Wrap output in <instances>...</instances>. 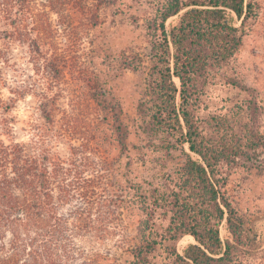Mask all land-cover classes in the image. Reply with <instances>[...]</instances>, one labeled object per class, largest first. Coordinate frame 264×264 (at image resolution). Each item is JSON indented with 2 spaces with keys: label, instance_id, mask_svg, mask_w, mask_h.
I'll return each mask as SVG.
<instances>
[{
  "label": "trees",
  "instance_id": "obj_1",
  "mask_svg": "<svg viewBox=\"0 0 264 264\" xmlns=\"http://www.w3.org/2000/svg\"><path fill=\"white\" fill-rule=\"evenodd\" d=\"M34 1L0 0V23L11 20V26L27 30L23 41L41 53V37L55 31L49 14L39 21L32 9ZM48 1L55 11L54 2ZM256 6L254 0H163L146 19L153 38L151 67L138 115L144 131L171 139L167 150H180L184 156L182 167L158 185L146 188L135 183L113 189L103 181L105 175L87 178L74 170L77 149L68 168L43 135L37 134L30 146L16 142L7 121V144L0 137V264H119L87 250L84 242L105 240L119 229L111 223L123 222L135 209L143 216L136 225L137 242L128 250L132 258L128 264H151L150 256L164 242L173 244L167 248L169 264H244L262 248L259 236L234 204L227 174L244 164L264 170L263 108L256 90L231 79L249 98L228 115L199 114L211 70L240 51L245 28L257 16ZM176 16L178 23L168 28V20ZM97 20L92 19V26ZM236 21L241 22L239 27ZM142 65L141 58L125 63L135 71ZM48 104L42 102L40 108L53 124ZM103 110L107 111L105 105ZM115 124L122 151L130 129L119 117ZM85 139L86 144L94 140ZM97 145L94 153H100ZM160 219L168 223L162 232L156 228ZM223 224L230 235L225 240L220 233ZM188 235L195 243L180 254L176 244Z\"/></svg>",
  "mask_w": 264,
  "mask_h": 264
},
{
  "label": "rangeland",
  "instance_id": "obj_2",
  "mask_svg": "<svg viewBox=\"0 0 264 264\" xmlns=\"http://www.w3.org/2000/svg\"><path fill=\"white\" fill-rule=\"evenodd\" d=\"M114 1L106 5L87 0H52L55 11L48 7V0L34 1L32 9L39 21L49 14L55 31L41 37V53L23 41L27 30L11 26V20L0 23V137L7 144L9 121L16 142L30 146L39 138L37 134L43 135L51 143L52 153L65 160L68 168L72 167L68 160L74 158L73 149H77L74 170L87 178L105 175L103 181L113 189L135 183L148 188L175 174L184 163L180 150H167L172 140L151 137L138 115L151 67L148 56L153 38L146 19L154 15L156 3L163 0ZM254 2L257 16L245 28L243 45L232 60L211 70L199 114L203 118L228 115L235 105L244 103L249 94L231 82L239 80L256 90L263 108L264 133V0ZM93 18H98L95 26ZM178 21L179 16L169 19L167 27ZM236 25L239 27L241 22L236 21ZM137 58L143 60L139 69L126 68V62ZM42 102L49 103L53 124L43 117ZM118 117L130 129L127 148L122 151L115 133ZM87 136L94 138L92 144H86ZM97 143L100 153H94ZM185 150L191 153L188 145ZM227 174L236 208L262 243V248L244 264H264V170L256 164H244ZM142 216L135 209L123 222L113 219L110 226L120 230L98 243L85 241V248L96 250L111 262L128 264L132 260L128 250L137 242L136 225ZM167 224L164 219L158 220V232ZM220 233L223 240L230 236L224 224ZM192 243L195 242L188 235L177 242L176 248L183 254ZM171 247V242L158 246L150 256L151 264H169L167 248Z\"/></svg>",
  "mask_w": 264,
  "mask_h": 264
}]
</instances>
